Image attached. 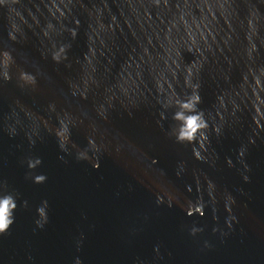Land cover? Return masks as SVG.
<instances>
[{"label":"water","instance_id":"water-1","mask_svg":"<svg viewBox=\"0 0 264 264\" xmlns=\"http://www.w3.org/2000/svg\"><path fill=\"white\" fill-rule=\"evenodd\" d=\"M53 44L70 45L59 63ZM4 50L0 195L17 208L0 264H264V0H0ZM188 82L206 160L168 134L176 107L163 105Z\"/></svg>","mask_w":264,"mask_h":264},{"label":"clouds","instance_id":"clouds-1","mask_svg":"<svg viewBox=\"0 0 264 264\" xmlns=\"http://www.w3.org/2000/svg\"><path fill=\"white\" fill-rule=\"evenodd\" d=\"M155 3H159V0H154ZM77 32L72 31L71 35L75 38ZM11 39L15 40L16 36L9 33ZM70 47L68 44H61L58 48L55 44H53L52 51V59L59 63L62 59L67 58V49ZM14 63V59L11 55V52L4 50L0 52V78L7 81L11 79L10 67ZM19 81L21 82V86L31 85L34 86L37 83L36 76L32 73L26 71H20L19 73ZM188 85L192 88V92L188 94L185 98L181 99L178 97L170 98L166 100L164 103V108L176 107V111L172 113V120L176 123L170 127L168 134L170 136H174L175 140L178 143H188L193 144V155L197 159L206 160L207 157L203 155L202 150H206V142L208 140L207 136V128L209 127L207 120L204 116V111L202 109H198V105L202 102V98L199 94V84H192L188 82ZM54 109V106H50ZM161 116H164V113H161ZM12 133L15 132V129H10ZM215 131L217 134L220 133V127H216ZM55 134L59 141V146L64 151H70L68 147V143L71 136V130L69 128L67 135H62L60 129H55ZM34 143V141H31ZM196 143H198V147H196ZM89 147L95 155L99 151V147L95 143L94 139H89ZM88 149L81 150L77 152V159H89ZM244 149L240 150V154L243 155ZM63 159V157H61ZM155 159L153 163H155ZM231 164V160L228 161ZM42 163L40 157L29 158L27 161L28 167L30 169L36 168L38 165ZM96 167L99 166L98 158L95 164ZM181 169L183 168V163L180 165ZM177 175H180V172H177ZM47 179L45 174H37L33 177V181L35 183H43ZM247 180V177H245ZM209 185L214 188V185L209 181ZM3 195H0V234H3L8 231L10 226L14 223L15 216L14 211L17 208L16 197L11 192H3ZM231 200V197H229ZM164 197L158 195L157 203H163ZM169 205H171V197H169L168 201ZM23 205L27 206V201H23ZM47 200H44L37 208V213L39 215V219L35 221L38 227H43V225L47 222ZM188 208V206H187ZM188 212V210H187ZM189 214V213H188ZM200 215H204V212L200 213ZM191 234H195L198 231H202L201 228L192 227ZM215 231V229H214ZM207 245V242H205ZM76 264H80L79 260L76 261Z\"/></svg>","mask_w":264,"mask_h":264}]
</instances>
